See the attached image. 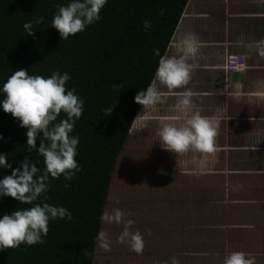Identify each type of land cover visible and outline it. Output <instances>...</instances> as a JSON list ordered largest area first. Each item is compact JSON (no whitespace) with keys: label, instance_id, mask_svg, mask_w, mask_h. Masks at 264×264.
<instances>
[{"label":"trees","instance_id":"1","mask_svg":"<svg viewBox=\"0 0 264 264\" xmlns=\"http://www.w3.org/2000/svg\"><path fill=\"white\" fill-rule=\"evenodd\" d=\"M70 2L0 0V101L7 78L24 68L45 78L67 72L66 89H75L84 102L70 133L79 137L80 170L70 181L49 175L47 192L33 202L64 207L72 218L50 219L44 243L0 250V264H92L114 165L142 107L134 97L153 81L189 0H107L98 21L65 40L51 21L58 5ZM37 17H43L41 24L34 23ZM145 20L151 27H144ZM29 21L33 35L23 28ZM66 118L61 112L53 123ZM26 133L0 107V154L11 165L0 167V179L25 158L40 169L38 176L43 174L44 158L37 149L28 151ZM41 137L38 133L37 148ZM31 206L0 195V217Z\"/></svg>","mask_w":264,"mask_h":264},{"label":"rangeland","instance_id":"2","mask_svg":"<svg viewBox=\"0 0 264 264\" xmlns=\"http://www.w3.org/2000/svg\"><path fill=\"white\" fill-rule=\"evenodd\" d=\"M212 1L189 0L164 57L182 56L183 50L178 51V32L182 28L190 26L191 31L200 32L217 23L224 26L228 22L233 26L231 9L220 22L210 17L214 9ZM217 1L225 6L235 0H214L213 3ZM186 54L190 53L186 51ZM187 62L198 64L189 58ZM193 71L191 79L201 80L207 76ZM192 87L197 89L191 84L172 92L163 89L167 98L156 110L144 113L141 107L114 165L104 212L119 207L126 213L125 220L134 221L131 230H139L143 235V252L137 254L127 243L117 242L123 224L101 221L99 231L108 232L111 250L100 248L97 241L92 264H172V258L179 264H222L228 252L237 250L255 256L256 264H264V247L260 243L264 181L254 180L251 173L247 174L232 161L227 165L223 163L225 154L168 151L156 135L160 123L165 122L163 116L169 115L171 103L178 99L171 96L192 91ZM232 105V117L238 120L229 123L228 131L231 134L237 131L231 142L243 145L247 136L246 107L242 103ZM258 114L264 117V108H260ZM145 121H148L146 127L138 130ZM257 125L258 122L255 128ZM234 155L231 159L238 157ZM239 164L246 166L244 162ZM159 169L166 174H158ZM117 198L119 203L115 202ZM149 229L151 235L146 231Z\"/></svg>","mask_w":264,"mask_h":264},{"label":"clouds","instance_id":"3","mask_svg":"<svg viewBox=\"0 0 264 264\" xmlns=\"http://www.w3.org/2000/svg\"><path fill=\"white\" fill-rule=\"evenodd\" d=\"M106 2L107 0H72L67 6L58 5L51 25L59 32L61 39L66 40L69 36L84 31L87 25L98 21ZM42 21L43 17H37L34 23L41 24ZM143 23L145 28L151 27L150 21L145 20ZM23 28L28 35H33L32 21L24 23ZM193 70L194 65L189 64L184 56H161L153 81L147 85L146 90L135 95L134 101L142 105L144 113L156 110L158 105L166 101L167 93L163 89L172 92L185 88ZM68 80L67 72L61 74L54 71L45 78L41 75H29L27 69L21 68L14 71L3 84L5 96L0 101V107L5 113L17 118L21 127L27 128L28 151L37 149L44 158L45 170L38 176L40 169L25 158L19 168L12 169L10 175L0 179V195L33 205L0 217V250L18 248L21 244L31 246L44 243L42 236L48 234L50 219L72 218L71 213L64 207L33 203L41 194L47 192L49 175L52 178L63 175L70 181L80 170L75 159L79 137L71 136L70 133L74 129L75 120L83 114L84 102L75 94V89H66ZM192 96L193 93L189 90L178 93L176 110L180 115L174 120L160 123L156 135L164 149L176 154L189 151L213 154L216 152L219 122L201 115L193 103ZM111 111L112 108L109 114ZM61 112H64L67 118L53 123ZM147 122L145 121L138 130L146 127ZM38 133H42V137L37 148ZM45 140L50 143L45 144ZM250 149L255 150V146ZM0 167H11L5 154H0ZM158 174L166 173L159 169ZM65 187L67 188L68 184H65ZM115 202L120 201L117 198ZM125 215L126 213L117 207L111 212H103L100 220L106 224H123L117 242L127 243L132 251L141 254L144 237L139 230H131L134 221L125 220ZM146 231L151 235L150 229ZM96 239L100 248L111 250V240L106 230L99 231ZM172 264H179V261L172 258ZM222 264H256V260L255 256L237 250L228 252Z\"/></svg>","mask_w":264,"mask_h":264},{"label":"crops","instance_id":"4","mask_svg":"<svg viewBox=\"0 0 264 264\" xmlns=\"http://www.w3.org/2000/svg\"><path fill=\"white\" fill-rule=\"evenodd\" d=\"M213 1L211 5L214 9L210 17L214 21H219L223 16L226 18L231 9L233 10L231 15L233 26H230L228 22L224 23V26L217 23L208 28H202L200 32L191 31L190 26H187L186 29L182 28L178 32V51L183 50L182 56L192 59L195 64L198 63L194 65V70L207 75L201 80L192 77L190 80L192 83L189 81L188 84L191 86H197V89L192 87L191 91L193 103L201 115L219 122L216 152L205 155L225 154L223 163L227 165L232 161L233 165L242 167L241 170H245L247 174L251 173L254 180L263 182L264 117H260L258 110L264 108V0H235L231 2L232 4L227 2L225 6H222L221 2L213 3ZM230 5H232L231 8ZM186 51L190 54H186ZM233 55L244 57L245 68L239 71L226 70L225 60ZM193 74L194 71L192 76ZM171 97H178V93ZM233 103L238 105L242 103L250 112L245 110L247 136L243 140L245 143L243 145L239 142L236 144L231 142L237 131H234V134L228 131L230 121L238 120L231 114L234 108ZM171 105L172 110L169 115L163 116L165 122L174 120L180 115L176 110L177 101L172 102ZM257 122L258 125L255 128ZM238 131L244 132V130ZM254 146L255 150L250 149ZM190 152L195 153V151L187 153ZM232 154L238 157L231 159ZM192 160L195 161V157ZM242 162L249 167L241 166L239 163ZM194 170L192 173L195 172ZM248 177L253 179L252 176L248 175ZM261 229L260 243L264 247V222L261 224Z\"/></svg>","mask_w":264,"mask_h":264},{"label":"built area","instance_id":"5","mask_svg":"<svg viewBox=\"0 0 264 264\" xmlns=\"http://www.w3.org/2000/svg\"><path fill=\"white\" fill-rule=\"evenodd\" d=\"M246 63L243 56H228L225 60V68L229 71H239L245 68Z\"/></svg>","mask_w":264,"mask_h":264}]
</instances>
